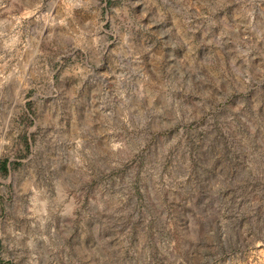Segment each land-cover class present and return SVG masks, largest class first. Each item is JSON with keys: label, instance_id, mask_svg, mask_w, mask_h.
I'll return each mask as SVG.
<instances>
[{"label": "rangeland", "instance_id": "1", "mask_svg": "<svg viewBox=\"0 0 264 264\" xmlns=\"http://www.w3.org/2000/svg\"><path fill=\"white\" fill-rule=\"evenodd\" d=\"M0 264H264V0H0Z\"/></svg>", "mask_w": 264, "mask_h": 264}, {"label": "trees", "instance_id": "2", "mask_svg": "<svg viewBox=\"0 0 264 264\" xmlns=\"http://www.w3.org/2000/svg\"><path fill=\"white\" fill-rule=\"evenodd\" d=\"M1 169L3 172H7V163L6 162H1Z\"/></svg>", "mask_w": 264, "mask_h": 264}]
</instances>
